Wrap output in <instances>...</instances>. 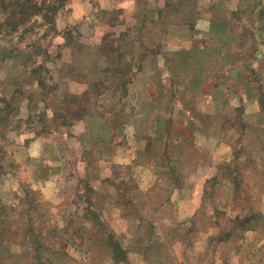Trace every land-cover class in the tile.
Segmentation results:
<instances>
[{"label":"crops","instance_id":"0c3cea01","mask_svg":"<svg viewBox=\"0 0 264 264\" xmlns=\"http://www.w3.org/2000/svg\"><path fill=\"white\" fill-rule=\"evenodd\" d=\"M112 2L114 6L104 9L119 18H108L100 24L110 30L103 45L105 58L95 60L91 68L105 76L106 91L98 90L101 86L94 84L89 76H72L68 80L69 97L75 103L74 111L78 112L74 117L75 135L82 133V142L98 135L93 128L98 115L91 110L85 116L91 105L105 107L108 117L124 116L121 122L116 121V116L106 122L111 132L109 145L95 163L102 168L105 164L110 175L102 172L99 177H113L123 185L133 183L135 159H143V163H135L137 169L143 168L139 173L145 175L140 189L170 191L171 200L154 210L152 217L166 212L168 207L174 218L184 211L190 212L188 207L195 206V201L184 199L181 193L193 199L194 193L203 190V204L197 211L205 213L204 208L211 203L213 213L209 220L216 223L219 213L229 214L241 205V192L253 191L256 195L264 192V166L254 164L264 159V153L255 150V144L264 143V0ZM79 9L76 7L74 13L78 14ZM124 17L126 20L120 21ZM112 20L116 22L114 29L110 25ZM95 30L98 35V27ZM131 31L137 32L138 48L126 62L129 80L122 86L125 98L122 96L121 102L116 101L118 90L111 69L122 67L121 45ZM252 74L259 76L260 81L252 80ZM26 106L25 113L21 110L25 115L20 117L16 108L13 119L28 120L30 106ZM54 112L48 117L58 113ZM174 127L185 130L178 134ZM54 136L57 141L69 137L60 131L35 135L27 127L20 129L18 145L11 157L13 164L7 167L0 181V219L5 216L4 210L16 208L14 198L21 195L20 183L25 181L35 182L43 207L47 202L63 206L62 196L69 191L64 180L71 170L65 165L67 156ZM238 147L250 157L253 154V182L250 178V183L244 185L233 179L227 169L234 166ZM3 157L0 152V167ZM84 173L91 175L97 171ZM207 175H213L210 179L214 182H203ZM77 191L76 184L74 192ZM261 206H255L254 211L263 213ZM105 207L113 221L128 222L126 215L133 203L122 199ZM219 209L224 212H218ZM225 232L221 227L216 235L222 237ZM139 235L137 239L142 238ZM110 240L118 242L110 237L105 244L114 263L115 251ZM119 245L128 256L120 264H130L129 256L142 255L138 250Z\"/></svg>","mask_w":264,"mask_h":264},{"label":"rangeland","instance_id":"374dc122","mask_svg":"<svg viewBox=\"0 0 264 264\" xmlns=\"http://www.w3.org/2000/svg\"><path fill=\"white\" fill-rule=\"evenodd\" d=\"M116 2L122 4V0ZM114 5L112 0L109 5L107 0H0V152L4 154L0 181L7 167L13 164L11 157L18 145L20 129L24 127L35 135L58 131L69 135L62 139L59 136V141L57 136L53 138L66 154L65 165L71 170L64 180L69 191L62 196L63 206L60 207L48 202L43 207L35 182L20 183L21 195L14 198L16 208L4 210L5 216L0 219V264H114L105 246L110 237L124 247L140 251L136 252L142 255L129 256L130 264H264V211L255 216L253 209L259 205L264 207V192L262 195L253 191L238 192L241 205L231 209L229 214L219 209L224 215L219 213L216 223L209 220L213 213L211 203L204 208L205 213L197 211L203 204V190L197 195L194 193L193 199L181 193L184 199L195 201V206L188 207L190 212L184 211L174 218V212L171 214L168 207L155 218L151 216L153 211L167 202L170 191L140 189L145 175L139 173L143 168L137 169L135 163H143V159H135L136 181L124 183L126 187L113 177H99L102 172L110 175L105 164L102 168L95 163L109 145L111 132L106 122L115 116L116 121L121 122L124 116L108 117L105 107L91 105L85 116L91 110L98 115L93 127L98 135H92L89 142H82L83 134L75 135L74 117L78 112L74 111L75 103L69 97L68 80L72 76H89L94 84L101 86L98 90L106 91L105 76L91 68L95 60L105 58L103 45L110 30L100 24L108 18H119L104 9ZM76 7L81 8L78 14L74 13ZM114 20L110 23L113 29ZM124 20L125 17L120 21ZM137 36V32L131 31L125 37L121 45L122 67L111 69L118 90L116 101L122 102V96L125 98L122 86L129 80V63L126 62L132 52L137 51ZM251 79L260 81L259 76L253 74ZM28 104V120L13 119L16 108L21 117ZM55 110L58 115L49 118ZM174 129L178 134L185 130L184 127ZM88 146L91 148L83 149ZM238 148L234 166L227 169L233 179L244 185L250 183V178L253 182V165L259 164L262 168L264 159L254 163L253 154L250 157L247 151L244 153ZM255 150L264 153V143L255 144ZM86 170L97 173L87 175ZM212 176H205L203 182H214L210 179ZM76 184L77 193L74 192ZM121 190L126 196L121 195ZM122 199L133 203V207L127 212L128 222L124 219L115 222L109 217L105 204L120 203ZM45 208H48L46 212ZM221 227L226 232L218 237L217 230ZM29 235L33 238L29 239ZM136 235L142 238L137 239Z\"/></svg>","mask_w":264,"mask_h":264},{"label":"trees","instance_id":"16d2710c","mask_svg":"<svg viewBox=\"0 0 264 264\" xmlns=\"http://www.w3.org/2000/svg\"><path fill=\"white\" fill-rule=\"evenodd\" d=\"M255 216H260L259 212H255ZM248 222H250V218L248 219ZM111 242V245L113 246V249L115 251V255H114V263L115 264H120L122 262H126L127 259H128V256H127V253L124 252L120 245L116 242H113V240L110 241Z\"/></svg>","mask_w":264,"mask_h":264}]
</instances>
